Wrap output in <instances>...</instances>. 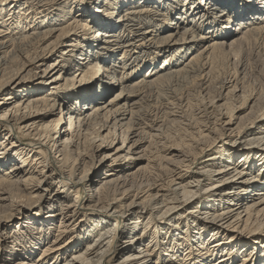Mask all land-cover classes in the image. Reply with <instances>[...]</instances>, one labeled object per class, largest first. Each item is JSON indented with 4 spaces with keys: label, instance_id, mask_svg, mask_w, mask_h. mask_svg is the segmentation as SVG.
I'll return each mask as SVG.
<instances>
[{
    "label": "bare ground",
    "instance_id": "1",
    "mask_svg": "<svg viewBox=\"0 0 264 264\" xmlns=\"http://www.w3.org/2000/svg\"><path fill=\"white\" fill-rule=\"evenodd\" d=\"M93 2L0 0V264H264V0Z\"/></svg>",
    "mask_w": 264,
    "mask_h": 264
},
{
    "label": "rangeland",
    "instance_id": "2",
    "mask_svg": "<svg viewBox=\"0 0 264 264\" xmlns=\"http://www.w3.org/2000/svg\"><path fill=\"white\" fill-rule=\"evenodd\" d=\"M96 2V0H92V2ZM93 2V3H94ZM198 13V12H197ZM212 16V15H211ZM197 18V16H193V19H196ZM168 22H171V21H168ZM92 35V34H91ZM191 37H189V39H190ZM48 44V42L44 45V46H42L43 48L46 46ZM52 59L50 60H47V65H49V64H51L52 63ZM145 70H143V72H144ZM227 71H228V68L224 65V63H219V64H217L216 65V67H215V73H214V78L215 79H218V78H221V76L224 74V73H227ZM257 75V76H256ZM255 76H252V77H248V79H249V81H251L252 83L254 82V81H262V80H264V74H262V75H259V74H256ZM256 77V78H255ZM258 77V78H257ZM247 79V80H248ZM254 79V80H253ZM256 79V80H255ZM258 79V80H257ZM261 79V80H260ZM50 79H47V81H49ZM179 79H176V80H167V81H165V83H164V85L167 87L166 89H168L167 91H166V93H168V95L169 94H172V96H177V97H180V94H182V95H184V96H187L188 98H190V99H192L193 100V102H191L193 105H195V108H194V110H197L198 109V107L200 106V103L202 102V100L204 99L203 98V94H200V88H199V85H197V83H199L198 81H196V80H193V78L190 80V79H184L183 80V82H182V79H180L179 81H178ZM179 82V83H178ZM48 83V82H47ZM47 84L45 83V86H46ZM93 84H90V87L92 86ZM175 86V87H174ZM195 86H196V88H195ZM217 87H219V84L218 85H216ZM248 86V85H247ZM49 87H50V85H49ZM47 89H48V87H47ZM186 89V90H185ZM195 89V90H194ZM176 90V91H175ZM183 91V92H182ZM188 91V92H187ZM197 91V92H196ZM217 91H218V88H217ZM170 92V93H169ZM185 92V93H184ZM190 92V93H189ZM194 92H196V93H194ZM154 94H153V97H152V99L150 100V104H151V106H154L155 105V99L154 98H156L157 97V95H156V92L154 91L153 92ZM177 95H176V94ZM188 93V94H187ZM194 93V95H192ZM179 95V96H178ZM181 95V96H182ZM155 96V97H154ZM202 96V97H201ZM193 97V98H192ZM200 97V98H199ZM25 100V99H24ZM196 103V104H195ZM199 103V104H198ZM189 113V112H188ZM190 113H192V112H190ZM7 132H8V130H7ZM28 142V141H27ZM78 155H76V157H77ZM51 164H50V163ZM46 163L48 164V165H51V166H53V164H52V162L50 161V160H46ZM11 166V165H10ZM9 166V167H10ZM16 219H17V217H16ZM16 225V224H15ZM15 225H14V227H15ZM236 262H237V260H236Z\"/></svg>",
    "mask_w": 264,
    "mask_h": 264
}]
</instances>
